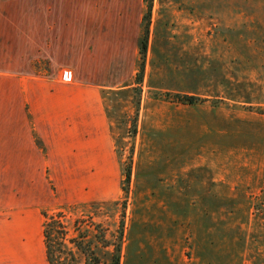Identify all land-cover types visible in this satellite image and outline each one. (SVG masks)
Instances as JSON below:
<instances>
[{
	"label": "rangeland",
	"instance_id": "1",
	"mask_svg": "<svg viewBox=\"0 0 264 264\" xmlns=\"http://www.w3.org/2000/svg\"><path fill=\"white\" fill-rule=\"evenodd\" d=\"M58 4L99 46L138 47L130 84L103 94L118 192L44 212L75 262L264 264V0Z\"/></svg>",
	"mask_w": 264,
	"mask_h": 264
},
{
	"label": "crops",
	"instance_id": "2",
	"mask_svg": "<svg viewBox=\"0 0 264 264\" xmlns=\"http://www.w3.org/2000/svg\"><path fill=\"white\" fill-rule=\"evenodd\" d=\"M59 1H0V264H50L44 212L122 177L103 94L130 84L137 42L99 46Z\"/></svg>",
	"mask_w": 264,
	"mask_h": 264
},
{
	"label": "trees",
	"instance_id": "3",
	"mask_svg": "<svg viewBox=\"0 0 264 264\" xmlns=\"http://www.w3.org/2000/svg\"><path fill=\"white\" fill-rule=\"evenodd\" d=\"M147 49V43L144 41V44L142 46V53L144 54ZM142 67V65H141ZM45 215V223H44V235H45V241H46V247H47V256L49 259L50 264H78L75 262V252L72 250V248H68L66 244H64V236L65 233H63V224L62 222L55 221L52 219H49L47 217V213ZM61 239V240H59ZM61 241V242H60ZM76 248L78 250H81V246L77 244ZM90 249V248H89ZM89 249H82L83 253L90 252ZM119 251V249L117 250ZM62 254L64 255V259L61 260ZM94 254V253H91ZM65 258H69V261H65ZM112 264H120V256L117 253V255H113L112 257ZM87 264V263H86Z\"/></svg>",
	"mask_w": 264,
	"mask_h": 264
},
{
	"label": "built area",
	"instance_id": "4",
	"mask_svg": "<svg viewBox=\"0 0 264 264\" xmlns=\"http://www.w3.org/2000/svg\"><path fill=\"white\" fill-rule=\"evenodd\" d=\"M71 72H68L66 75H65V77H67L68 79H71Z\"/></svg>",
	"mask_w": 264,
	"mask_h": 264
}]
</instances>
